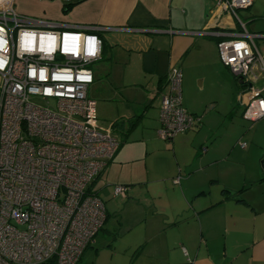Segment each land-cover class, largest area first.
Masks as SVG:
<instances>
[{"label": "crops", "instance_id": "1", "mask_svg": "<svg viewBox=\"0 0 264 264\" xmlns=\"http://www.w3.org/2000/svg\"><path fill=\"white\" fill-rule=\"evenodd\" d=\"M15 7L101 29L87 97L100 96V108L89 98L96 117L120 146L88 187L106 218L77 264H264V119L243 125L246 85L220 63L217 38L202 34L219 19L233 37L252 35L264 61V0L237 18L214 13L216 0H83L67 13L57 1ZM174 66L181 105L200 123L165 141L159 107ZM255 75L261 88L264 72ZM115 186L127 187L126 197L114 196Z\"/></svg>", "mask_w": 264, "mask_h": 264}, {"label": "built area", "instance_id": "2", "mask_svg": "<svg viewBox=\"0 0 264 264\" xmlns=\"http://www.w3.org/2000/svg\"><path fill=\"white\" fill-rule=\"evenodd\" d=\"M57 1L65 8L78 0ZM253 0H216L214 13L237 18ZM203 35L217 38L222 66L246 85L243 118L264 119V61L252 35L227 32L219 19ZM98 26H66L18 13L0 0V264H77L102 228L106 212L89 185L120 141L98 127L90 66L102 53ZM181 72L171 67L159 107V136L172 140L200 119L181 105ZM53 100L54 111L38 100ZM245 145H241L244 147ZM115 186L114 196L126 197Z\"/></svg>", "mask_w": 264, "mask_h": 264}, {"label": "rangeland", "instance_id": "3", "mask_svg": "<svg viewBox=\"0 0 264 264\" xmlns=\"http://www.w3.org/2000/svg\"><path fill=\"white\" fill-rule=\"evenodd\" d=\"M92 68L94 69L95 66L93 65ZM100 82H101L102 84H106L104 79L99 80L97 84L100 85ZM88 96H89V98H91V99H93V100H97V101L99 102L98 107L100 108V96L97 97V96L95 95V96H93V98L91 97V95H88ZM38 103H39L40 105H42L43 107L48 108V109H50L51 111H54L55 103H54L53 100H46V101H44V100L39 99V100H38ZM101 103H103V102H101ZM107 103H108V102H107ZM109 105H110V106H113V104H110V103H109ZM98 113H99V112H98ZM99 114H100V113H99ZM239 117H240V114H239ZM96 118H97V117H96ZM97 124H98V127H100V128H102L101 126H105V127H103V128H106L110 123H109V122H103V121L100 119V116H98V118H97ZM244 124H245L246 128L249 129V128L252 126L253 123H250V122L247 123V122H245V123H243V125H244ZM100 125H101V126H100Z\"/></svg>", "mask_w": 264, "mask_h": 264}, {"label": "trees", "instance_id": "4", "mask_svg": "<svg viewBox=\"0 0 264 264\" xmlns=\"http://www.w3.org/2000/svg\"><path fill=\"white\" fill-rule=\"evenodd\" d=\"M81 1H83V0H78L77 2H75L74 4H72V5H70V6H67V7H65L64 8V12L65 13H67L74 5H76V4H78L79 2H81ZM262 167H264V159H262ZM93 194H95V193H93ZM96 195V194H95ZM48 264H53V263H48Z\"/></svg>", "mask_w": 264, "mask_h": 264}, {"label": "bare ground", "instance_id": "5", "mask_svg": "<svg viewBox=\"0 0 264 264\" xmlns=\"http://www.w3.org/2000/svg\"><path fill=\"white\" fill-rule=\"evenodd\" d=\"M95 195V194H94ZM97 196V195H96ZM98 197V196H97ZM89 246V245H88Z\"/></svg>", "mask_w": 264, "mask_h": 264}]
</instances>
